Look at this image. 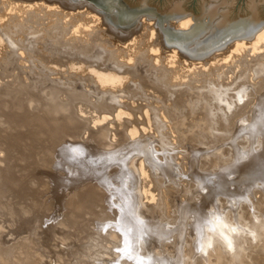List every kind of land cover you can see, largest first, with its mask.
I'll return each instance as SVG.
<instances>
[{"label": "bare ground", "instance_id": "obj_1", "mask_svg": "<svg viewBox=\"0 0 264 264\" xmlns=\"http://www.w3.org/2000/svg\"><path fill=\"white\" fill-rule=\"evenodd\" d=\"M105 1L110 3L109 11L100 5L102 0H0V122L11 130L31 128L28 136L35 139H19L20 135L8 132L16 138L10 146L9 136L0 131L4 133L0 135V264H103L105 258L99 255L103 249L113 259L123 252L106 244L125 236L127 247H133L134 264H182L183 222L188 216L211 241L215 264H245L237 235L226 230L225 212L220 211L224 203L235 216L243 217L256 203L254 195L264 190V148L260 151L257 146L264 136L261 118L245 136L251 152H238L241 164L231 154L237 141L229 136L264 87V55L249 60L232 56L234 51L230 55L237 43L244 42L245 48L252 41L259 45L254 47L257 50L264 48V19L256 1L246 0V11L239 17L228 8L234 0L202 1L200 23L190 33L176 32L178 26L173 24L162 33L154 25L155 34L148 26L136 25L135 16L120 14L119 0ZM169 7L168 25L173 19L185 21L180 25L187 27L192 15L179 1H170ZM100 20L106 31L101 30ZM75 28L79 32L74 33ZM128 41L131 44L123 48ZM150 51L160 55L152 57ZM173 51L177 67L168 69L164 60ZM227 56L229 63L219 65ZM182 61L188 62V69L194 68L187 71ZM198 62L206 70L196 68ZM258 77L263 78L256 82ZM202 86L226 110L223 107L215 116L201 106L204 113L198 118L197 136L189 140L182 119L174 115L179 109L174 111L186 90L196 98L193 102L190 96L188 108L194 113L200 110L206 95ZM201 134H216L210 137L214 143L209 141L208 150H217L210 149L214 153L207 159L221 164L216 172L198 177L193 164L199 154L192 143L200 144ZM185 145L186 153L181 152ZM181 182L194 183L198 192L177 209L174 218L168 195L175 188L172 185ZM60 187L68 191L62 204L65 210L58 218L61 212L56 209L54 224L44 229L50 219L45 213L54 203L51 195ZM189 204L193 206L185 211ZM156 211L175 225L151 224L147 216ZM90 213L95 215L86 217ZM59 226L74 231L61 230L62 245L49 249ZM68 233L77 235L81 246L67 244ZM146 242L157 248L172 243L174 253L167 261L146 256L141 249ZM188 255V264H198L196 254Z\"/></svg>", "mask_w": 264, "mask_h": 264}, {"label": "rangeland", "instance_id": "obj_2", "mask_svg": "<svg viewBox=\"0 0 264 264\" xmlns=\"http://www.w3.org/2000/svg\"><path fill=\"white\" fill-rule=\"evenodd\" d=\"M85 1H87V0H85ZM170 1L173 2L174 0H119V2H120V4H119L120 8L119 9H120V12H121L120 14H124V15L125 14H127V15L130 14L132 16H135L136 17V20H135L136 25L140 24V25H143V26H148L149 29H150V33L152 32V30L154 31L152 33H154V34L156 33V31L153 29L155 26H156V28H158L159 31L161 30L160 32L162 33L163 30L164 29H168V27L169 28H173L174 27L173 24H176L178 26L177 28L174 27V30L176 32L181 30V31H185V32H189L190 33L192 31V29L196 28L197 25H199V23H200V21L198 20L200 18V17H198L199 12H200L199 6H201L200 4L202 3V1L207 2L209 0H175V1H179L181 3V5H182L184 11L187 12V13H190V15H192V17H193L192 20L189 19L190 23L187 26L188 28L187 27H185V28L181 27V25H180V23L185 22V21H182V22L180 21L179 23H177L176 20L170 19L169 22H170V24L172 26H169L168 22L165 21L166 17H167V13H168L169 8H170L169 7ZM245 1L246 0H234L235 3H233L232 5H228V8L231 9V13L230 14L234 13V14H232V16L234 15V17H239V15L244 14L245 11H246V2H247V1L246 2ZM255 1H256L255 3H257V5H258L259 14L264 19V0H255ZM100 5L104 6V7L108 6V11H109V9H110L109 8V6H110L109 2H106L105 0H102V3ZM222 7H223V5L222 6L219 5V11L222 10ZM147 14H150L151 16L149 17V16H147ZM92 15L93 14H90V17H92L94 19L97 17L96 19H98L97 15L95 17H94V15L93 16ZM99 26H100L102 31H106L108 29L106 23L104 21H102V20L99 21ZM150 26H151V28H150ZM165 26H166V28H165ZM76 29L78 30V28L73 29L74 33H76L75 31H77ZM79 29L81 31H84V32H85V30H89L88 27H85V28L84 27L83 28L80 27ZM77 32H79V30ZM153 39H155V38H153ZM253 39L255 41V38H253ZM253 43H252V41H251V45L248 44V43H245V45H246L245 48H243L244 47V42L235 44V46H233L231 51H230V55H231L232 51H234L232 56H234V54H235V56L237 55L238 57H241V56L245 57L246 56V57H248L247 58L248 60L250 59V57L255 58L256 55H257V57L260 56V55H264V53H262V52H264V50H263L264 48L263 49L258 48V50H257L254 47H256V46L259 47V45L255 44V46H253L254 45ZM130 44H131L130 41H128L127 43L123 44L124 45L123 48L127 47ZM249 45L252 46V47H249ZM235 47H237V48H235ZM240 47L243 48V49H241ZM237 49H239V50L237 51ZM176 53H175V51H173V53H171V52L166 53V57L169 56V57H167L164 60V65H165L166 68L175 69L177 67V61L178 60H176L177 58H173L174 57L173 55H176ZM149 54L151 56L153 55L152 57L155 56V58L158 57V54L160 55L159 51L158 52L157 51H155V52L154 51H150ZM230 55H229V57H231ZM18 56L24 57L23 52H18ZM227 58H228V56H227ZM227 58L226 57H225V59L223 58L224 60L222 59L219 62V65L228 64L230 58H228V59ZM155 61H158V59L157 60L155 59ZM130 62L131 61H128V64H132V62L131 63ZM182 63L184 64L183 65L184 67H187L186 68L187 71H189L190 68H191V70H192V68H194V67H190L189 66V69H188V62H186V61H182ZM199 64L200 63L198 62L195 65L196 68H201L202 71L206 70L207 66L200 67L202 65H199ZM262 78L258 77L256 79L257 80L256 82H258ZM198 85L199 84H195V86H197V87H198ZM200 89L203 90L204 94H206L205 97L203 95L202 98L203 99L207 98L205 100H203V99L201 100V103L199 104L200 105L199 107L201 108L200 110L198 109V111H196L194 113V112H192V109H191L190 106L188 108L187 105H190V103H191L190 100H192V98H193V102H194V101H196V98L192 96V94H191L192 91H189V92H191L190 96L192 98L190 96H188L189 92H188V90H186L185 94L183 95L184 97L182 96L183 97L182 99H184V100L177 101L178 102V105H177L178 107H176V110L174 111V113H175L179 109L178 110L179 112L177 111L174 115L178 116L177 118H178L179 121L182 119L181 122L184 123L183 124V130L184 129H185L184 131L187 130L186 134H190L189 135V140H191L192 138L194 140V138H196V136H197L196 132H198L199 124H200V122H198V121L202 118V115L204 113L203 112V108L208 107L211 110L212 113H215L214 115L216 116L217 114H219V115L221 114L220 111H222L223 107H224V105L218 101V98L215 95L212 94L213 95V99H211L210 97H212V95H211L210 92L207 93V91L203 88V86H202V88L200 87ZM186 93H188V94H186ZM209 95H210V97H206V96H209ZM257 98L258 99H256L255 102L250 107V109H249L250 111H248L247 114L244 115L245 119L243 117H240L239 118L240 120L238 121V123L236 124V126L232 130L234 132L229 135L231 138H234V140L237 141V143L235 142L234 143L235 145H233L235 149L237 148L235 150V152L231 153L233 156H238L239 157V153L238 152L240 150H245V151L250 150V148L248 149V140H247V137H245V136H247V132H248L249 128L251 127L252 124L255 123L256 120H259L261 118V120H260L261 121V125L264 126V108H263L264 107V87L260 91V93H259ZM211 100H212V102H211ZM209 101L211 102V104H210ZM206 102H207V104H206ZM213 102L216 104L217 107L215 106V104H213ZM168 104H169V101H168L167 105ZM219 105H223V106H219ZM210 106H211V108H210ZM253 106H254V108H253ZM185 107H187L188 109L185 108ZM212 107L216 108L217 110H219V109L220 110L217 112V110H214ZM255 107H256V111L259 110V112L257 111L258 113L255 111ZM224 110H226L225 107H224ZM252 110L255 113H253ZM177 113H180V114L177 115ZM250 113H252V115ZM195 115H197L196 119H195ZM255 117H257V118H255ZM177 118H176V120H177ZM198 118H199V120H198ZM162 120H163L164 123L168 122L167 118H164ZM243 120H245V121H243ZM0 124H1L0 131L3 130V132L6 133V135L9 134V133L10 134L12 133V134H14L16 136L20 135L18 137L19 139H21V138L31 139L32 138V137L29 138L30 134L32 133L31 128L30 129L28 127H24L23 128L21 126L20 127L18 126V128H17L15 126V128H12V130H11L9 126L7 127L6 123L0 122ZM195 124H196V126H195ZM4 127H5V129H3ZM8 128H9V131H8ZM27 128L30 131L27 130ZM14 129L16 130V132H15ZM21 129H24V130L22 131ZM3 132H0L1 136L4 135ZM22 132H23V134H22ZM24 134H26L27 137ZM14 135H12V136H14ZM201 135L204 136L205 140H204L203 136H201ZM201 135L200 136L202 137V139L204 141L201 140L202 142L200 144L199 143H192V147H194V149L196 150L194 152L199 154L197 157H195V160H196L195 162L196 163L193 164L194 165L193 166L194 173L198 177L207 175V173L216 172V170L218 168V165L221 164V163L214 162L212 159L211 160L207 159V156H209L211 153H214V152H211L212 148H210L211 150L210 149L208 150V147L211 146L212 143H214L212 141V139H210V137L211 138H215L216 134H215L214 137L210 136V135H209V137L208 136L206 137L204 134H201ZM217 135H219V134L217 133ZM7 136H9V135H7ZM173 136H175V135L173 134ZM260 136H262V135H260ZM261 138L263 140L264 136H262ZM261 138H260V140H261ZM14 139L16 140V138H14ZM14 139L9 136L8 144L10 142L12 143V144L10 143V146L11 145L13 146L15 144ZM25 139H23V140H25ZM33 140H35V139L32 138L31 141H33ZM70 140H72V138H70L69 141ZM260 140H259L260 143H257L258 144L257 146H259L258 149L261 151V150H263L262 148H264V144H263L264 140L263 141L261 140L263 143ZM206 141H207V144H206ZM209 141H211L212 143L209 142ZM225 142L226 143L229 142V139H227ZM260 144L263 147H261ZM239 146H240V148H239ZM184 147H186V148L184 150H182L181 152H185L186 153L188 151L187 150V146L185 145ZM254 148H255L254 150L252 148V150H253L252 152L256 151V148H257L256 145H255ZM215 149L217 150V147H214V149L212 151H214ZM258 149H257V151H259ZM170 154H173V152L171 151ZM192 154L193 153L188 154L187 156L191 157ZM207 154H209V155H207ZM177 156H178L179 159L182 158V156L180 154H178ZM240 158L241 157H239V161H238L239 164H241ZM242 160H243V158L241 159V161ZM197 163H198V165H196ZM191 166L192 165L188 162L187 169L191 168ZM66 176L68 177V174H66ZM63 182L64 183H62V184L65 185L66 182L65 181H63ZM183 183L182 182L181 183H176V186L172 185V187L174 186L175 188H173L174 190L171 191L170 194L168 195V199H169V202H170V208L172 209V210L170 209V213L172 214L173 217L177 216V209L180 208L181 206L187 205L189 203V201L194 199L195 193L198 192L197 188H195L194 183H192V182H191V184H190V182H187V183L185 182V184H183ZM67 186L70 187V185H67ZM71 187H72V185H71ZM71 187L69 189H71ZM61 188H64V187L57 188L56 191L53 192L52 195L50 194L54 198V199H51L52 203L54 202L53 206L56 205V207L52 206L51 210L49 212L45 213L48 216V218H50V219L48 221H46V226H45V224L42 226L44 229H47L46 227L47 226L49 227L51 225V223H52V225L54 224V221L56 220V217L54 215L58 216V214H59L58 212H61L59 214V216H58V218H60V216L64 212L63 210H65V207H63L64 205H62V204H65V200L66 199L64 197H65V194H67L68 191H66L65 188L64 189H61ZM66 189H68V188H66ZM219 196H220L221 199L224 198L222 195H219ZM219 196H217V197H219ZM63 198H64V200H63ZM254 199H255L256 203L254 204V206L250 210H248L244 214L243 217L241 216V214H239V216L238 215L235 216L234 215L235 213H232V211H230V209L228 210V208L227 209L225 208L226 204H224V203L221 206V210L222 211H220V213L223 214L225 212L224 215H223V217H224L223 219H224V223L225 224L224 223L223 224L225 225L226 230L230 229L228 231H229L231 236H232V234H235L234 236L237 235L236 237H237L238 242H240V249H241V252H242V255H243L241 257L243 259L242 262H244L245 264H264V190H262L260 192H257L254 195ZM62 201H64V202L62 203ZM57 202H58V205H57ZM192 204H193V202H192ZM190 205L191 204L188 205L189 208H186L184 210L185 211H189V209H191V207L193 206V205L192 206H190ZM57 206L58 207L60 206V207L58 208ZM62 208H63V210H61ZM56 209H57L58 212L56 211ZM59 209L61 211H59ZM53 210L56 211L57 213L54 212ZM93 211L96 212L97 210L94 209ZM91 213H90L89 216L86 215V217L89 218V217H93L95 215L94 213H93L94 215H92ZM174 214H176V215H174ZM230 214H233V215H230ZM225 216L228 217V218H226ZM147 217L151 221L150 223L153 224V225L162 224V226H164V227L165 226H174L175 225L174 221L173 222H168L163 217L161 218L160 215H159V211H156V212H154L153 214H151V215H149ZM230 217H233V218L231 219ZM234 217L238 218V219H235ZM192 218L193 217L188 216V217H186L184 219V222H183V224L185 225V233L183 235L182 245H181V253H180V256H181V259H182V264H188V260H189L188 253L189 252H190V254L192 253V256H193V254L197 255V256L196 255L195 256L198 257L197 258L198 260L196 259V261H198V264H212V261L214 262L213 264H215V261H214L215 257H211V253H210L212 251V249L210 248V242L211 241L207 237L205 238L204 236H202L197 231V228L194 226V222H193ZM45 219L46 218H44V220ZM170 219H172V217H170ZM232 223H233V225H232V227H230ZM98 225H100V223H98ZM61 230L69 232V233H72L74 231L71 228L64 227V226L63 227L59 226L58 234H56V239L52 240V242L49 244L50 247H51L49 249L55 250V246H54L55 244L62 245V243H63L62 241L63 240L61 241V239H63V235H61ZM231 231H233L234 233H232ZM236 232L238 234H236ZM69 235H70V238H69L68 241H66L67 244H73V245H75L77 247L81 246L82 242L79 241L80 238H78L77 235L76 236L73 235V234H69ZM83 236H85L84 233H83ZM106 246H107V248H112L113 246H114V248L115 247L116 248L119 247V248H121L123 250V252L121 251L119 253H116V255L114 256V257H119V259H116V258L113 259L112 256H110V254H104L105 252L103 250H106V249H103L99 253V255H101L102 257L105 258V259H101L103 264H134L133 262H131L132 261L131 260L132 259V255H134V252L130 251L133 247L132 246L127 247V236H125V239L121 240L120 242H116V243H113V244H106ZM172 248H173V245H172V243H169V242L166 243L165 246H161L160 248H157L155 245H153L150 242H146V244H144V247L143 246L141 247V249L144 251L146 256L149 255V254L151 255V257H154V255H158V258L160 260H166V261L170 258L169 257L170 254L174 253V250ZM212 256H214V255H212ZM126 259L128 260L127 262L125 261ZM105 260H108V261L106 262ZM193 264H196V263H193Z\"/></svg>", "mask_w": 264, "mask_h": 264}, {"label": "water", "instance_id": "obj_3", "mask_svg": "<svg viewBox=\"0 0 264 264\" xmlns=\"http://www.w3.org/2000/svg\"><path fill=\"white\" fill-rule=\"evenodd\" d=\"M87 1H91V2H93V0H87Z\"/></svg>", "mask_w": 264, "mask_h": 264}]
</instances>
